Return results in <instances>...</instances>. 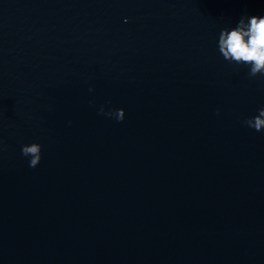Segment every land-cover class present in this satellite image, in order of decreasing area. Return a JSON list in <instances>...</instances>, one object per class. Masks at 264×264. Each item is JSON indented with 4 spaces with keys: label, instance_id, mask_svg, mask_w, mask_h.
Segmentation results:
<instances>
[{
    "label": "water",
    "instance_id": "1",
    "mask_svg": "<svg viewBox=\"0 0 264 264\" xmlns=\"http://www.w3.org/2000/svg\"><path fill=\"white\" fill-rule=\"evenodd\" d=\"M244 14L0 0V264H264V76L218 50Z\"/></svg>",
    "mask_w": 264,
    "mask_h": 264
},
{
    "label": "clouds",
    "instance_id": "2",
    "mask_svg": "<svg viewBox=\"0 0 264 264\" xmlns=\"http://www.w3.org/2000/svg\"><path fill=\"white\" fill-rule=\"evenodd\" d=\"M218 50L230 63L243 64L249 68V76H264V15L241 16L236 26L222 29L218 38ZM91 90V89H90ZM100 113L123 121V109ZM244 124L256 131H264V107L258 114L244 120ZM42 146L39 143L23 145L21 154L29 159V167L35 168L41 161Z\"/></svg>",
    "mask_w": 264,
    "mask_h": 264
}]
</instances>
